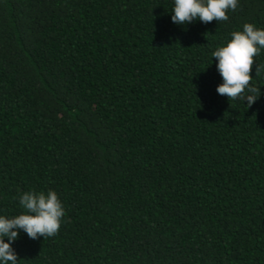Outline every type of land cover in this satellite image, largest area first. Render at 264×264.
Instances as JSON below:
<instances>
[{
  "label": "trees",
  "instance_id": "obj_1",
  "mask_svg": "<svg viewBox=\"0 0 264 264\" xmlns=\"http://www.w3.org/2000/svg\"><path fill=\"white\" fill-rule=\"evenodd\" d=\"M173 0H0V215L55 190L52 237L19 264H264V95L217 93L227 21L172 22ZM261 71L256 76V68ZM252 85L264 93V50Z\"/></svg>",
  "mask_w": 264,
  "mask_h": 264
},
{
  "label": "clouds",
  "instance_id": "obj_2",
  "mask_svg": "<svg viewBox=\"0 0 264 264\" xmlns=\"http://www.w3.org/2000/svg\"><path fill=\"white\" fill-rule=\"evenodd\" d=\"M239 0H173L171 19L176 25H188L194 21L205 24L216 20L227 21L228 12H234ZM264 50V29L253 23H245L242 30L233 31L228 42L213 53L216 68L223 82L216 91L229 101L240 100L250 108L264 93L252 85V69L256 58ZM256 68V76L261 71ZM24 210L15 216L0 215V264H19L13 243L21 231L30 239L52 237L61 228L65 208L58 193L25 192L19 197Z\"/></svg>",
  "mask_w": 264,
  "mask_h": 264
}]
</instances>
